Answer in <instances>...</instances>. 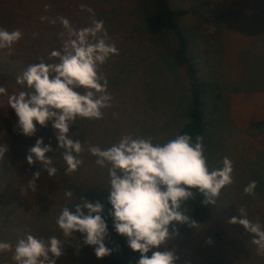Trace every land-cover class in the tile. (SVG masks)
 I'll use <instances>...</instances> for the list:
<instances>
[{"label": "rangeland", "instance_id": "rangeland-1", "mask_svg": "<svg viewBox=\"0 0 264 264\" xmlns=\"http://www.w3.org/2000/svg\"><path fill=\"white\" fill-rule=\"evenodd\" d=\"M169 3L173 8L186 10V13L179 17V22L187 31L190 54L199 77L218 82L219 98L222 97V101H226L225 107L228 112L226 119L230 120V123H222L219 127L216 122L214 123L217 111L213 113L212 122L203 138H208L209 133L213 134L215 141L208 146L212 148L205 147L203 141L204 155L210 170L222 167L221 162L225 156L231 159L234 183L223 188L216 203L211 205L215 214L209 212V215L200 217L204 222L207 218L208 221L222 222L224 225L213 223L211 227L192 235L180 234L181 226L178 225L179 234L173 235L160 250H173L178 256L175 264H264V255H257V246L251 242L252 234L248 237V232L244 229V234L240 237L238 223L228 222L230 217L240 215L238 209L241 207H244L246 213L254 212L257 216L264 214V194L259 193L256 188L254 195L244 193V187L250 181L264 180L260 177L261 169L257 172L252 171L253 162L262 164L264 168V160L261 161L264 153V91H233V86L241 80V71L244 67L252 65L247 58L239 59L238 53L250 48L247 57H253L252 53L258 56V59L264 56V0H169ZM45 4L50 6L47 10ZM81 4L92 8L94 18L104 22L108 42L117 45L116 48L119 50L118 55L111 56L100 67V72L108 81L112 106L102 110L104 113L102 119L89 120L88 128L86 127L82 137L83 142L81 141L84 147L99 143L108 145L109 131L112 133L120 126V122L123 123L122 127L115 135L118 141L123 135L128 134L133 137H152L156 143L162 134L153 137L154 131H147L154 126L153 114L167 128L169 137L175 135L171 132H175L187 119L186 109L177 107L181 94L187 95V74L184 66L174 67L171 63L174 40L170 30L157 34L143 31V20L151 10L150 0H0V27L9 31L18 28L23 32V37L10 49H0V86L5 87L9 95H18L21 91L31 93L32 90L25 85L17 84V76L21 75L30 63H39L40 58H43L45 63L58 62L56 58L49 60V53L53 49H59L62 40L66 38L59 35L65 31L59 19L55 24H50L41 21L40 17L63 16L76 29L88 27L93 16L81 10ZM117 5L126 9L125 22L117 13ZM53 6L57 8L51 10ZM54 10H57L58 14L51 17ZM254 33L257 40L252 45L250 41ZM132 36L137 38L133 39ZM137 42L141 66L140 74L138 68L136 71L140 77L138 80L136 76L137 91L134 93L128 82L119 80L123 76L116 75L121 69L116 63L119 61L120 65L126 64L129 60V51L136 47ZM169 64L173 68H170ZM238 86H235V91ZM142 89L147 90V96L143 95ZM80 91L83 92V89ZM127 104L134 112V119L125 116L128 113L125 108ZM170 110H175L180 115H177V121L171 117ZM15 119L14 110L8 108L7 96L0 95V145L8 146V151L0 158V169L5 167L12 169L13 161L22 162L14 150L15 141H18L16 143L21 148L26 142L33 144L41 137L48 143L53 134L49 122L46 127L37 124L35 135L27 137L19 130H14ZM219 120L224 122L221 116ZM106 124L110 126L109 129H106ZM69 134L74 139L76 132L74 134V130H70ZM111 145L110 141L109 146ZM46 156L53 158L54 154L51 151L46 153ZM32 165L34 167L24 165L22 170L24 174L20 173V169H14L11 181L0 182L2 193L5 194L0 205H6V208L14 207L18 204L19 198L34 202L38 191L48 201L51 200L52 194L49 193V189L55 192L56 185L62 183L63 179L59 176L50 178L47 172L42 170L37 181V190L33 191L29 187V181L32 173L39 171V166L37 163ZM102 170L104 173L107 172V168ZM104 178L105 185H109L108 172ZM52 180H55L56 184H52ZM186 209H189V206L184 204L182 210ZM187 214L195 219L189 210ZM209 237L214 239V244L206 243ZM242 248H246L247 252H240Z\"/></svg>", "mask_w": 264, "mask_h": 264}, {"label": "clouds", "instance_id": "clouds-1", "mask_svg": "<svg viewBox=\"0 0 264 264\" xmlns=\"http://www.w3.org/2000/svg\"><path fill=\"white\" fill-rule=\"evenodd\" d=\"M44 7L47 10L50 6L45 4ZM80 8L93 16L88 27L76 29L63 16L40 17L50 24L59 19L65 30L59 35L66 38L59 49L49 53V60L56 58L58 62L45 63L40 58L39 63H30L17 76V84L25 85L31 93L21 91L18 95H9L7 89L0 86V95L7 96L8 108L14 110L17 118L14 130L32 137L37 124L46 127L51 122L57 146L64 150L66 174L77 171L83 163L79 158L83 143L69 134L70 125L78 119H102V110L112 106L108 81L100 67L111 56L119 54L115 44L108 42L104 22L94 18L93 9L84 4ZM22 37L23 32L18 28L9 31L0 27V49H10ZM7 151V144L0 145V158ZM51 151V144L38 138L26 160L29 165L40 162L48 177H54L57 168L52 166V158L46 156ZM88 151L96 157V165L107 168L109 215L114 230L126 237L131 250L140 253L137 264H175L176 253L161 251V246L179 234L178 225L196 228L200 224L183 211L182 206L189 199H195V192L203 195L202 205H214L221 190L234 183L233 162L227 156L222 159V167L209 169L203 137L199 135L195 142L191 135L180 134L166 142L154 143L152 137L126 134L110 147L89 145ZM40 176L41 171L32 173L29 187L33 191L37 190ZM256 187L257 181L252 180L244 187V193L254 195ZM64 195L74 196L70 190H65ZM79 200L74 210L68 205L62 208L57 225L65 237L75 232L83 234L84 244L95 246L97 258L110 255L113 249L104 243L109 234L102 216L104 205L84 197ZM238 211L240 215L230 217L228 222L238 223L252 234L251 242L257 246V255H264V227L259 221H250L243 207ZM206 243L212 245L215 241L209 237ZM12 247L10 243L0 242V253L12 251ZM63 249L62 241L56 236L45 241L27 232L18 237L12 259L16 264H56L64 254Z\"/></svg>", "mask_w": 264, "mask_h": 264}, {"label": "trees", "instance_id": "trees-1", "mask_svg": "<svg viewBox=\"0 0 264 264\" xmlns=\"http://www.w3.org/2000/svg\"><path fill=\"white\" fill-rule=\"evenodd\" d=\"M150 3L151 10L147 13L145 19L143 20L142 29L143 31L146 30V33L148 34H157L166 30L171 31L172 38L174 40L171 63L174 67L184 66L187 74V95L184 93L181 94L180 99L177 102L178 106L177 103L175 104L178 108L184 107L186 109L185 113L187 119L175 132H171V134L174 133L175 135L172 134L169 137L167 128L159 121L158 118H156V115L153 114L152 118L154 119V126L151 127L150 130L147 129V131H154V134H152L153 137H157L159 134H162V136H159L157 140L159 143L166 142L167 139H172L176 135L180 134L191 135L193 142H195L196 136L199 135L204 137V135L207 134L209 125L212 122L211 118L214 115L213 113H215L217 101L220 97V85L218 82L211 81L206 78H200L198 75V69L192 61L190 54V41L187 31L179 22V17L186 13V10L173 8L170 5L169 0H150ZM53 8H57V6H53L51 10ZM114 10L117 12L116 8H114ZM117 10L118 15L121 16L120 19L125 22L124 15L126 14V9L121 5H117ZM52 13L51 17H54L58 14V11L54 10ZM110 21L112 22V17L110 18ZM132 38L136 39L137 36H132ZM256 40V33H254V37L251 39L250 43L254 45ZM128 49H126V51H128ZM138 50L139 44L137 42L136 47L129 51V60L127 63L121 65L119 61L116 63L117 66H121V69L118 70L119 72H117L116 75H122L123 78L119 80H125L128 82L133 88L134 93L137 91L135 89L138 82L136 80V76L138 80L140 77L136 73L137 68L139 73V68L141 66L139 62L140 51ZM249 51L250 48H246L239 53L237 52L239 59L247 58V61H251L252 65H248L247 68L244 67L241 71V80L233 86L234 92H249L252 90L264 91V56H262V59H258V56L252 53V55H254L253 57H247ZM169 67L173 68L170 64ZM247 77H249V79ZM236 85H239L236 88L237 91H235ZM142 92L144 96L148 95L146 89H142ZM128 101H130V99ZM179 104H182L183 106ZM131 107L134 108V105ZM125 108L128 112L125 116L134 119V112L130 110V106L127 104ZM170 111L172 113L171 117H174V119H176L177 115L180 116L175 112V110ZM89 120L90 119H78L76 123L72 124V126L70 125V130H74V134L76 132L74 140L76 139L82 141V137L85 134L84 131L86 127L88 128ZM121 124L123 123L120 122V126L114 129L112 133L109 131V142L111 141L112 144L118 142L115 135L120 132V128L122 127ZM109 128L110 126L106 124V129ZM50 138L51 140L48 143H44L51 144L52 146V152L54 154V157L52 158V166L57 168L55 176L61 177L63 182L56 185L57 189L55 192H52L53 190L49 189V193L52 194L51 200L49 201L38 191L34 197V202H29L27 199L21 200V198H19V200H17L18 204L14 205V207L12 206L10 208H6V205H0V223L2 222V224H0V242H7L13 246L12 251L0 253V264H16V262L12 259L15 245L18 237L27 232H31L34 236L43 238L45 241L52 236H56L62 241L64 254L57 260L56 264H137L140 258V253L138 251L131 250L127 244L126 237L118 234L114 230L113 219L109 215V210L111 209V205L107 200L109 195V185H105L104 178V175L107 172L104 173L102 168L95 164L96 157L89 153V146L84 147L83 145L84 150L79 154V158L83 161L82 165L77 171L71 174H66L65 169L67 165L62 159L64 150L57 146V140L54 134H52ZM16 142L18 141H15V144H13L15 145L14 150L17 153V156L22 159V162L13 161L12 169L7 167L0 169V182L4 183L5 180L8 182L11 181L12 171L16 168L20 169L21 174H24L22 171L24 165L27 167H34L33 165L28 164L26 160L28 154H26V152L29 151L35 143L29 144L26 142L23 145L24 147L20 148ZM109 142L108 145H102L99 143L98 146L102 149L110 147ZM262 160H264V153L262 154L261 161ZM36 163L39 166V171L44 170L40 162L37 161ZM255 164L253 162L252 165H254V168H252V171L257 172L261 169L260 177L264 178V168L262 167V164ZM258 165H260L261 168H259ZM255 167H257V169H255ZM249 172L252 174L250 168ZM55 176L50 178H56ZM51 183L56 184V181L52 180ZM2 189L3 188H0V202L5 196V194L2 193ZM65 190L72 191L74 196L71 198L65 197ZM256 190L262 195L264 194L263 179L257 181ZM79 197H84L91 202L99 201L104 205L102 216L107 222L109 233L104 243L106 247L113 249L110 255L103 258H97L94 251L95 246L84 244L83 234L75 232L72 236L65 237L62 230L57 225L56 219L58 218L62 208L68 205L70 210H74L76 204L80 203ZM203 199L204 197L202 194L195 192V199H189L185 202V205L189 206V209H186L185 212L187 213V210H189L191 216L195 218L194 220L200 224L196 228H189L187 225H180V234L192 235L211 227L213 223L224 225L222 222H213V220L208 221L207 218H205V222L200 219V217L207 215L209 212L215 214L211 205L201 204L200 201ZM9 201L12 202V200ZM84 211L85 214H87V209ZM247 218L252 222L259 221L262 227H264V214L257 216L254 212L248 211ZM238 227L240 230V232L238 231L239 236L242 237L245 230L240 224H238ZM249 236L250 233L248 232V237ZM239 251L247 252L246 248H242V250Z\"/></svg>", "mask_w": 264, "mask_h": 264}, {"label": "crops", "instance_id": "crops-1", "mask_svg": "<svg viewBox=\"0 0 264 264\" xmlns=\"http://www.w3.org/2000/svg\"><path fill=\"white\" fill-rule=\"evenodd\" d=\"M223 100V98L221 97V99L219 98V100L217 101V107H216V110H215V112H216V114H215V120H214V123L216 122V124L217 125H219V127L221 126V124L222 123H227V124H229L230 122V120H227L226 119V117H227V114H228V112H227V109H226V107H225V105H226V101L224 100V101H222ZM217 113H221V115H217ZM223 117L224 118V122H220V120H219V117ZM215 127H216V125H215ZM215 129V128H214ZM214 129L212 130V131H214ZM219 129V128H218ZM217 129V130H218ZM203 141H204V143H205V147H208L209 145H211L214 141H215V138H214V136H213V134H209L208 133V138H203ZM208 148H212L211 146L210 147H208Z\"/></svg>", "mask_w": 264, "mask_h": 264}]
</instances>
